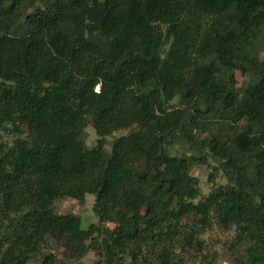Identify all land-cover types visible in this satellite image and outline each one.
Here are the masks:
<instances>
[{
    "label": "trees",
    "instance_id": "trees-1",
    "mask_svg": "<svg viewBox=\"0 0 264 264\" xmlns=\"http://www.w3.org/2000/svg\"><path fill=\"white\" fill-rule=\"evenodd\" d=\"M262 50L264 0H0V264H264Z\"/></svg>",
    "mask_w": 264,
    "mask_h": 264
},
{
    "label": "rangeland",
    "instance_id": "rangeland-1",
    "mask_svg": "<svg viewBox=\"0 0 264 264\" xmlns=\"http://www.w3.org/2000/svg\"><path fill=\"white\" fill-rule=\"evenodd\" d=\"M31 0H29L30 3ZM31 9V5L27 4L25 11ZM261 57H264V50L260 52ZM235 76L237 79V84L240 85L245 76L239 71L235 72ZM244 123V122H242ZM219 124H216L214 129H218ZM130 130V129H129ZM127 131H116L114 135H118L120 133H126ZM96 137L95 131L91 125H88L85 128V132L83 133V139L87 145L91 144ZM106 151L110 153L111 147L106 145ZM209 172V168L205 165L195 164L192 168L191 173L198 177L200 186L202 191L207 192V188L209 187V183L207 182V175ZM93 202L94 195L92 193H86L83 201H78L75 198L66 197L57 200L54 204V209L58 213H72L80 216L81 218V226L83 228L88 227L92 223H97L98 218L97 215L93 211ZM108 226H113L112 223H108ZM234 231H222L217 228L211 229L204 234V239L209 246L210 251L218 253V258L215 260V264H230L233 260L232 252L234 247H232ZM49 249L53 252L59 253L56 248L54 242H50ZM97 259V256L93 252H88L81 261L86 264H91L94 260Z\"/></svg>",
    "mask_w": 264,
    "mask_h": 264
}]
</instances>
